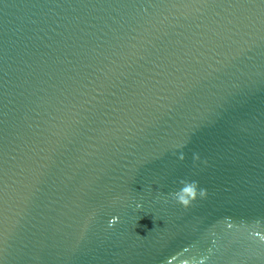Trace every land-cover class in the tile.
<instances>
[{
    "label": "water",
    "instance_id": "obj_1",
    "mask_svg": "<svg viewBox=\"0 0 264 264\" xmlns=\"http://www.w3.org/2000/svg\"><path fill=\"white\" fill-rule=\"evenodd\" d=\"M0 264H264V0H0Z\"/></svg>",
    "mask_w": 264,
    "mask_h": 264
},
{
    "label": "clouds",
    "instance_id": "obj_2",
    "mask_svg": "<svg viewBox=\"0 0 264 264\" xmlns=\"http://www.w3.org/2000/svg\"><path fill=\"white\" fill-rule=\"evenodd\" d=\"M181 158H183V157H181ZM182 183H184V186L182 187V189L179 192H177L175 194V198L184 207H188L192 203V201L196 200L197 192H196V188H195L194 183H191V184L186 183V182H182ZM200 195L204 196L205 190H201ZM138 207H139V205H138ZM115 222L116 221L113 220V224Z\"/></svg>",
    "mask_w": 264,
    "mask_h": 264
}]
</instances>
